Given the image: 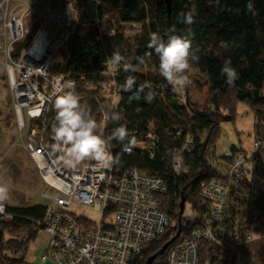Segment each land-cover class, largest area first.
I'll return each instance as SVG.
<instances>
[{"label": "trees", "instance_id": "1", "mask_svg": "<svg viewBox=\"0 0 264 264\" xmlns=\"http://www.w3.org/2000/svg\"><path fill=\"white\" fill-rule=\"evenodd\" d=\"M76 1L77 23L63 45L65 62L61 70L76 82L74 93L82 98V103L88 105L99 121L100 102L105 101L101 89L108 58L119 50L134 66L135 71L125 72L123 63L120 65L121 99L114 112L121 119L111 121L107 132L110 135L114 128L125 125L130 137L135 138V145L131 147L133 152L126 154L124 145L113 140L111 149L119 160L116 165L120 170L137 168L158 176L168 187L163 206L171 222L158 240L143 247L139 264H145L150 256L177 234L179 226L182 234L188 231L189 226L184 224L180 215L181 200H185V205L192 204L197 214L209 213L210 204L201 196L202 186L212 178L223 176V171L213 169L210 165L209 149H215L220 124L235 121L238 102H245L251 107L255 114V137L263 138L260 129L264 125V0H251L253 11L247 8L249 0H172L170 13L165 0ZM65 5L66 0H51V10H58L59 6ZM187 14L193 17L191 25L183 22ZM126 24L138 26L133 35L125 34L123 26ZM173 26L176 28L175 34H183L189 29L194 34L192 43L194 49H199V60L191 62L189 71H196L205 80L208 107L211 113L223 111L225 114L221 113V119L191 102V83L186 85L182 97L159 74V57L148 47L150 33L155 32L164 37L172 34L169 30ZM102 28H113L117 32L113 37H107L101 35ZM35 34L36 31L29 30L13 44L12 59L20 58ZM226 60L231 61V66L238 73V79L231 85L221 73ZM197 75L188 72L190 82L196 80ZM129 76L136 80L132 91L125 89ZM142 84L150 87L144 89L139 100H130ZM149 91L154 93L151 102L144 98ZM232 99L235 105L229 103ZM151 128L155 133L154 157L137 146ZM205 132L207 136L203 141ZM188 136L194 139L192 150L185 151L180 158L182 165L189 167V171L177 173L173 167L175 156L183 150ZM222 161L226 165L230 159L224 156ZM253 207L259 208L264 214V157L261 153L254 158L246 188H238L232 194L219 233L235 241L241 233L249 230L256 232L258 228H253ZM46 212L44 205L6 208V214L11 215L12 219L3 220L0 216V264H33L27 262L25 256L29 243L37 238L42 229L37 224L44 220ZM7 234L11 236L6 238ZM168 249L164 255L157 257L154 264L166 259ZM224 249L228 252L231 264H236L237 248L208 244L201 246L200 264H204L208 256H212L211 263L215 264L214 259L219 258L218 251Z\"/></svg>", "mask_w": 264, "mask_h": 264}, {"label": "built area", "instance_id": "2", "mask_svg": "<svg viewBox=\"0 0 264 264\" xmlns=\"http://www.w3.org/2000/svg\"><path fill=\"white\" fill-rule=\"evenodd\" d=\"M73 10L69 7L67 13L46 12L49 21L41 24L17 60L12 59L11 50L25 35L26 12L21 16L12 15L7 24V70L14 114L26 152L42 180L41 187L45 188L42 196L50 202L44 220L37 224L50 235L42 264H139L143 247L158 240L171 222L163 206L168 194L167 185L158 176L137 168L120 170L116 163L101 167L94 160H86L75 168L68 167L53 148L55 99L77 89L76 82L61 70L64 62L55 64L53 50L55 37L65 42L73 31L77 23ZM53 19H57L55 26L50 23ZM100 32L113 37L117 31L102 28ZM120 72L121 66L112 68L105 63L101 89L105 101L100 102V120L105 111L114 112L120 102ZM110 122L105 125L106 136ZM154 140L155 133L151 128L137 146L154 157ZM254 142L251 152H229L230 161L222 178H212L203 184L201 196L210 204L209 213L196 214L192 222L186 224L188 231L181 233L169 246L167 257L160 264H200L203 244L234 249L241 235L246 239L254 236L255 231L249 230L239 234L234 241L219 233L232 194L238 188H246L254 158L261 153L262 139L255 137ZM193 144L194 139L188 136L173 164L177 173L184 167L181 155L190 152ZM123 151L130 154L133 149L126 151L123 148ZM3 202L4 199L0 202V216L3 220H11ZM76 204L100 213L99 222L76 215L72 211ZM252 213L253 228H256L262 213L257 207L252 208Z\"/></svg>", "mask_w": 264, "mask_h": 264}, {"label": "rangeland", "instance_id": "3", "mask_svg": "<svg viewBox=\"0 0 264 264\" xmlns=\"http://www.w3.org/2000/svg\"><path fill=\"white\" fill-rule=\"evenodd\" d=\"M67 5L59 6L58 11L67 13L69 7H73L75 17L77 15V1L66 0ZM51 0H0V186L8 189V195L3 204L6 207H30L35 205L47 206L50 202L43 198L42 193L45 188L41 187L42 180L35 170L34 164L24 147V140L21 138L14 114L12 95L9 87L7 64L8 57V26L11 16H21L24 14L25 33L29 30L38 31V26L45 24L49 18L45 15L51 11ZM77 18V17H76ZM77 20V19H76ZM57 19L50 23L55 26ZM138 26L136 24H126L123 30L126 35H133ZM65 42L56 39L53 47L56 61L65 62L63 45ZM61 57V58H60ZM58 68H56L57 70ZM146 70V69H145ZM193 76L196 71H189ZM198 76V75H197ZM189 99L201 109L211 113L208 107V87L203 78L197 77L190 82ZM185 95V88L180 92ZM227 103V102H226ZM229 103L235 105L232 99ZM209 108V109H208ZM237 116L235 121L222 122L220 124L219 135L216 141L215 149H209L208 158L213 169L224 170L222 158L227 156L233 149L251 152L254 149V112L245 102H238L236 105ZM223 111H216L214 117L221 119ZM227 113V112H226ZM260 132L263 135L261 155L264 157V125ZM207 133L202 136L206 139ZM177 155L175 156V158ZM183 172L187 173L189 167H183ZM224 172V171H223ZM182 200L180 201L181 204ZM72 211L78 216H84L94 223L100 220V213L93 211L90 207L74 205ZM197 210L192 204L185 205V211L182 215L184 224L191 223L196 217ZM264 217V214L260 218ZM264 224V218L262 220ZM256 225V224H255ZM180 226L178 228V231ZM177 231V232H178ZM22 236V234H18ZM11 235L7 234L6 238ZM50 235L46 230L41 229L37 238L31 241L26 252V261L33 264H42V258L47 253V246ZM227 248V247H222ZM237 248V247H235ZM234 248V249H235ZM233 252V251H231ZM218 257L214 259L215 264H231L230 257L226 249L218 251ZM212 256L205 258L204 264L211 263Z\"/></svg>", "mask_w": 264, "mask_h": 264}, {"label": "clouds", "instance_id": "4", "mask_svg": "<svg viewBox=\"0 0 264 264\" xmlns=\"http://www.w3.org/2000/svg\"><path fill=\"white\" fill-rule=\"evenodd\" d=\"M247 8L249 11L254 10L251 0H249ZM183 22L186 25H191L193 23L191 14L184 15ZM169 31L172 34H169L167 39L158 33H150L148 47L153 49L159 57V74L172 86L174 92H181L190 83L188 72L191 68V62L199 60L197 55L199 49L193 48L192 36L194 34L190 29L183 34H175L176 28L173 26ZM122 63L125 72L135 71L134 66L126 60L119 50L114 51L107 60V64L112 68H118ZM221 73L230 85L238 79V73L231 66L230 60L224 62ZM135 84V78L129 76L126 80L125 89L132 91ZM146 87L150 86L140 85L130 100H139L140 94L144 92ZM144 98L151 102L154 93L149 91ZM54 106L56 123L52 126L55 140L53 148L61 155L63 163L68 167L75 168L86 160H94L101 167H111L119 162L118 158L113 157L110 150L113 140L121 142L126 151H131V147L135 145V138L130 137L125 125L116 127L110 135H105L106 122L109 120L119 121L121 116L118 113L105 111L103 118L98 121L88 105L82 103V98L73 91L58 96ZM125 141L127 143H124ZM7 195L8 189L0 186V199H5Z\"/></svg>", "mask_w": 264, "mask_h": 264}, {"label": "crops", "instance_id": "5", "mask_svg": "<svg viewBox=\"0 0 264 264\" xmlns=\"http://www.w3.org/2000/svg\"><path fill=\"white\" fill-rule=\"evenodd\" d=\"M227 167L228 163L224 166L223 171H225ZM263 218L264 217L260 219V222L257 225L258 229L251 239H246L243 235H241L239 244L237 246L236 264H264V224L262 222Z\"/></svg>", "mask_w": 264, "mask_h": 264}, {"label": "water", "instance_id": "6", "mask_svg": "<svg viewBox=\"0 0 264 264\" xmlns=\"http://www.w3.org/2000/svg\"><path fill=\"white\" fill-rule=\"evenodd\" d=\"M166 1V5H167V9H168V12L170 13L171 12V5H172V0H165ZM167 36H164L165 39H167ZM184 210H185V200L183 199L182 202H181V210H180V215H183L184 213ZM182 233V230L179 229V231L177 232V234L172 237V239L167 242L157 253L153 254L152 256H150L146 263L145 264H154L155 260L157 259L158 256H162L165 254V252L167 251V249L169 248V246L171 244H173L181 235Z\"/></svg>", "mask_w": 264, "mask_h": 264}, {"label": "bare ground", "instance_id": "7", "mask_svg": "<svg viewBox=\"0 0 264 264\" xmlns=\"http://www.w3.org/2000/svg\"><path fill=\"white\" fill-rule=\"evenodd\" d=\"M3 199H0V202L2 201ZM0 209H1V207H0Z\"/></svg>", "mask_w": 264, "mask_h": 264}]
</instances>
